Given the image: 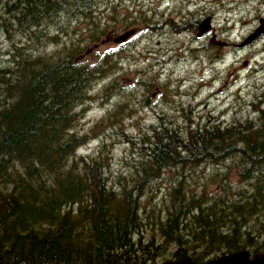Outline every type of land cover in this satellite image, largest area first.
Returning a JSON list of instances; mask_svg holds the SVG:
<instances>
[{
    "label": "trees",
    "instance_id": "trees-1",
    "mask_svg": "<svg viewBox=\"0 0 264 264\" xmlns=\"http://www.w3.org/2000/svg\"><path fill=\"white\" fill-rule=\"evenodd\" d=\"M0 8V33L11 41L9 60L0 63V262L165 264L190 258L207 264L236 252L252 259L264 254V100L258 122L194 123L183 114L187 124L180 127L159 114L138 141L127 138L137 158L114 183L101 157L76 159L84 138L74 126L76 109L90 100L98 78L116 73L107 70L116 67L111 60L126 44H115L93 64L81 57L110 38L124 41L135 25L152 33L157 21L144 12L136 21L125 17L112 39L114 28L101 24L94 0H0ZM82 20L86 37L62 42L64 25ZM201 23L165 19L159 33L194 35ZM51 44L62 48L36 49ZM202 167L212 172L200 184L192 179V186L184 172ZM171 170L175 182L155 209L143 197Z\"/></svg>",
    "mask_w": 264,
    "mask_h": 264
},
{
    "label": "rangeland",
    "instance_id": "rangeland-1",
    "mask_svg": "<svg viewBox=\"0 0 264 264\" xmlns=\"http://www.w3.org/2000/svg\"><path fill=\"white\" fill-rule=\"evenodd\" d=\"M94 2L99 6L101 24L107 25L109 30L114 28L109 34L112 39L116 36L113 33L121 31L125 17L136 21L138 13L144 12L158 24L152 27V33L142 25H135L124 41L115 43L110 38L98 47L86 48L81 60L93 64L98 55L115 44H126L120 57L111 60L116 67L107 70L108 73L115 69L116 73L98 78L90 89V100L76 109L79 117L74 133L84 138L83 145L76 151V159L101 157L116 183L119 175L129 174L137 158L136 147L127 138L138 141L149 126L157 123L159 114L163 113L166 120L180 127L187 124L183 114H188L194 123L215 118L228 124L246 120L258 122V106L263 108L258 104L264 100V32L246 44L244 42L261 27L264 0ZM112 16L117 22L110 20ZM205 18H210L211 27L206 35L197 36L201 32L197 31L195 37L189 32L176 34L167 29L164 34L159 33L163 30L159 26L164 27L165 19L178 22L187 19L192 23L195 19L203 21ZM85 24L84 20L66 23L65 33H59L62 42L68 41V37L78 38V41L84 39L87 35ZM49 32L54 33V29L50 28ZM18 39L14 37L13 41ZM60 45L36 49L40 53H49L61 49ZM10 47L11 41L0 33V63L3 66L9 60L7 52ZM204 47L208 48L202 50ZM139 81H150L151 86L146 89ZM114 82L115 87L109 89ZM105 89L109 90L106 92ZM116 108L117 113L106 119ZM207 169H188L184 175L193 186L192 179L200 184L203 177L212 172ZM175 173L171 170L161 180L152 183L143 200L155 209L161 207L175 182ZM208 189H214V186L210 185ZM164 261L167 260L160 259L157 263L163 264Z\"/></svg>",
    "mask_w": 264,
    "mask_h": 264
},
{
    "label": "water",
    "instance_id": "water-1",
    "mask_svg": "<svg viewBox=\"0 0 264 264\" xmlns=\"http://www.w3.org/2000/svg\"><path fill=\"white\" fill-rule=\"evenodd\" d=\"M260 23H261V27L249 38H247L244 44H246L247 42L251 41L252 39L256 38L257 36L261 35L264 32V20H262ZM210 28H211L210 18L204 19L201 23L200 35H204L205 33H207L210 30ZM129 35H131V33ZM129 35L122 37V40H125ZM0 264H4V263L0 262ZM165 264H196V263L190 258H186L176 262H167ZM207 264H264V254L252 259L248 257V254L245 251L236 252L229 255L220 256L208 262Z\"/></svg>",
    "mask_w": 264,
    "mask_h": 264
}]
</instances>
